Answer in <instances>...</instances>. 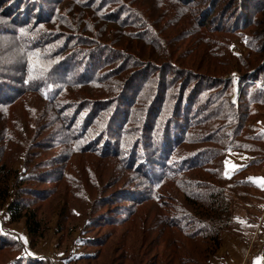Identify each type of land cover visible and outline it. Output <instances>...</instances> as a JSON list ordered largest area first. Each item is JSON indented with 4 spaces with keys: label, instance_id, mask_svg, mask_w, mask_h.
<instances>
[{
    "label": "rangeland",
    "instance_id": "obj_1",
    "mask_svg": "<svg viewBox=\"0 0 264 264\" xmlns=\"http://www.w3.org/2000/svg\"><path fill=\"white\" fill-rule=\"evenodd\" d=\"M182 1L50 0L47 23L18 30L0 0V67L20 76L14 102L0 105V188L10 193L0 197V241L8 237L0 264H230L225 234L250 244L240 264L260 253L264 240L253 246L236 219L215 248L211 216L199 212L208 194L191 210L181 182L200 181L194 193L224 188L232 218L264 198L251 185L234 188L248 177H231L219 154L234 131L231 106L242 110L240 101L264 90V0ZM85 61L91 73L79 79ZM248 84L257 89L245 98ZM164 92L160 106L154 97ZM183 94L192 117L179 131L164 111ZM193 156L203 170L189 167ZM18 187L41 239L24 220L11 222Z\"/></svg>",
    "mask_w": 264,
    "mask_h": 264
},
{
    "label": "trees",
    "instance_id": "obj_2",
    "mask_svg": "<svg viewBox=\"0 0 264 264\" xmlns=\"http://www.w3.org/2000/svg\"><path fill=\"white\" fill-rule=\"evenodd\" d=\"M47 1H50V0H9V4L7 6L9 9L8 14L9 16L13 17L12 18L13 23L17 25L18 30H21V29L26 30L28 25L31 24L32 21L36 25L47 23L44 20L50 14V10L47 9L48 6L46 5L48 3ZM177 1L180 3L181 2L184 3L182 0H177ZM41 38L38 37L37 39H33L31 43H34L37 45L40 43ZM261 53L263 54L264 51H262ZM89 66H91V64L86 61L83 63V65H79V69L76 73L79 79H85L87 76L90 75L91 68ZM261 68L257 70L259 77L260 75H264V69H261ZM2 70L3 69L0 67V105L7 106L14 102V96H13L14 87L16 83H19L20 76L13 74L11 72H8L6 74L3 72L4 73L3 74ZM228 86L229 84L227 83V87ZM246 89H244V92L242 95V97H245V98L247 97V94L252 89H257V88L256 86H254V84L253 85L248 84L246 85ZM254 93L256 95L254 96L252 95L251 98H249L250 100L247 97L246 100L244 99V101H240V104H239L241 105L240 107H242L244 103H246L245 105H247L242 110H239L238 108L231 106V111L229 114L230 117H228V119L231 120V122L230 124H226V128L232 129L234 127V131L230 133V137H228V139L226 140L227 142H225V144H223V146L219 148L221 150L219 154L220 156L224 158V162L226 160V155L230 151H236L240 153H248L253 157L250 162L249 167L252 166V168H254V166L264 163V129H262L261 127V123L264 117V90L260 92L259 90L258 91L254 90ZM161 97L163 98V100L160 103V106H162V104L166 102V92H164V94L160 97L155 96L154 99L159 100V98ZM125 102L126 101L122 102V99H121L119 103L123 104ZM176 109H177V114L173 115L174 110ZM170 110H171V107H170ZM170 110L169 111L165 110L164 113L165 115H167V113L169 112L171 116L169 117L170 118L174 117V120L170 123V126L172 128L174 127L177 128V126H182V124L185 121H187L188 119L192 117V114L189 115L190 110H188L185 94L177 95L176 103L172 109L173 111H170ZM114 113L115 115L117 114L116 111H114ZM201 113H203V111L200 112L199 115ZM197 120L199 119L197 118ZM115 127L117 126L113 121L112 126H111V131H114ZM247 127L253 128L256 133L258 132V134L256 135L252 133V134L245 135L242 138V134L247 129ZM183 129L182 127L177 128V130L179 131ZM196 139H200V134L197 136ZM206 142L212 143L210 139H205L201 143H206ZM137 143H138V139H136V141L133 143V146L131 148H135ZM217 143H218L217 141L214 142V144H217ZM141 146L143 145L140 144V147L136 149V151L140 152V154L143 153V147ZM202 154L206 155L208 153L206 151V153H202ZM202 154H199L197 156H201ZM257 155H260V156H257ZM191 159L194 160V156ZM189 161L187 163H189ZM206 164L207 162H200L199 160H194L193 163L190 164L189 167L203 170L201 166L206 165ZM222 170H224V167ZM188 171H190V168H187L186 172ZM205 173L210 174V171L209 170L205 171ZM237 176H239V174ZM181 184H182V187L184 186L183 195L186 198V204L190 206L191 210H192V206L194 207L196 203H198L196 200H203V197H206V195L208 194L207 198L211 200V202L208 204L209 207L206 209L199 207V212L201 213L204 210L209 217L211 216L210 224H208V225H211V227L208 228V231L210 232L209 235L211 237L210 239H212L213 246L215 248H219L222 244V238H221L222 233L226 230V227H228L229 229L231 228L230 224L234 222V219H235L229 215L230 210L228 211V206L229 204H231V202H221V201H224L226 198H228L227 196H225L224 198L221 196L224 192L223 191L224 188H219L220 191L218 190V192L214 194L215 188L213 186H207L208 189L212 190L211 192L194 193V188H202L201 187L202 183L200 181L194 183L192 181L185 180L181 182ZM246 185H251L253 188L254 187L257 188L254 184L249 182L247 179L245 180V178L243 182H234L233 187L236 189H239V188H243L241 186H246ZM24 191L26 190L25 189L23 190L21 187H18L17 189L18 195L16 196V199L12 200L11 203L9 202L8 210L10 213L11 222L17 223V222L24 220L29 234L34 239H41L43 235L41 220L38 219L36 212L29 211L27 209V206L25 205V202L19 199L24 196L25 197L29 196V195L24 194ZM192 195H195V196H192ZM224 195H227V192H225ZM32 196L35 197L36 194L35 195L32 194ZM0 197L2 199V204L5 203L7 199L10 197L8 186L5 188H0ZM228 199L230 201L232 198L229 197ZM200 213H197V214L201 215ZM185 220L188 221L187 224L195 225L193 219L189 215L183 218L184 222ZM175 225H178V224H175ZM204 231H207V229L204 228ZM7 240H8V237L3 239L2 242L0 241V244L7 242ZM4 246L5 245H0L1 248ZM25 260L17 259L16 261H13L10 264H36L34 262L35 260L34 258H30V259L27 258Z\"/></svg>",
    "mask_w": 264,
    "mask_h": 264
},
{
    "label": "crops",
    "instance_id": "obj_3",
    "mask_svg": "<svg viewBox=\"0 0 264 264\" xmlns=\"http://www.w3.org/2000/svg\"><path fill=\"white\" fill-rule=\"evenodd\" d=\"M262 129H264V117L261 123ZM252 160V156L248 153H240L236 151H230L226 155V172L232 176L234 175H245L248 177V181L254 184L257 188L262 190L264 194V187L261 184H264V163H261L254 168L249 167L250 162ZM233 165L235 167H233ZM252 171L250 172V170ZM247 173V174H245ZM236 222L239 224L237 228L241 226V236L247 237L249 242L253 240L254 237L256 239L253 241V246H255L259 242V238L264 240V199L261 201V204L258 208L253 206H246L245 208H241L237 211V217H235ZM250 219L252 221H250ZM225 238H230L225 240L223 244V251L226 252L225 257L229 261L230 264H240L245 258L243 257V252L248 250V246L250 244H246L241 239L233 240L232 235L225 234ZM259 240H258V239ZM247 245V250H246ZM222 247V248H223ZM239 251V253H238ZM264 263V245L263 248L260 249V253L254 259L251 260V264H263Z\"/></svg>",
    "mask_w": 264,
    "mask_h": 264
},
{
    "label": "snow or ice",
    "instance_id": "obj_4",
    "mask_svg": "<svg viewBox=\"0 0 264 264\" xmlns=\"http://www.w3.org/2000/svg\"><path fill=\"white\" fill-rule=\"evenodd\" d=\"M225 163L227 164L228 162L225 161ZM233 167H235V166L233 165ZM261 179H264V178H261ZM261 186L264 187V184H261Z\"/></svg>",
    "mask_w": 264,
    "mask_h": 264
}]
</instances>
